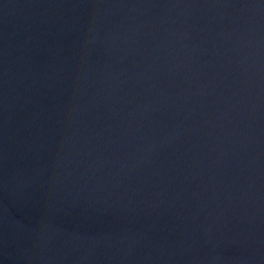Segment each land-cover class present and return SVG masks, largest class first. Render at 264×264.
<instances>
[{
	"label": "water",
	"instance_id": "95a60500",
	"mask_svg": "<svg viewBox=\"0 0 264 264\" xmlns=\"http://www.w3.org/2000/svg\"><path fill=\"white\" fill-rule=\"evenodd\" d=\"M0 264H264V0H0Z\"/></svg>",
	"mask_w": 264,
	"mask_h": 264
}]
</instances>
